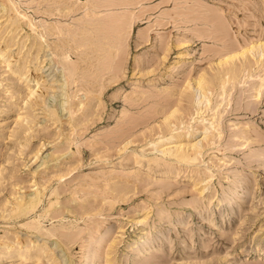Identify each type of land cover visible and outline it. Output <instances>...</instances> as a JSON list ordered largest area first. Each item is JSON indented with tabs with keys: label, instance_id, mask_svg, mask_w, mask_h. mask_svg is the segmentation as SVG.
I'll use <instances>...</instances> for the list:
<instances>
[{
	"label": "rangeland",
	"instance_id": "obj_1",
	"mask_svg": "<svg viewBox=\"0 0 264 264\" xmlns=\"http://www.w3.org/2000/svg\"><path fill=\"white\" fill-rule=\"evenodd\" d=\"M0 264H264V0H0Z\"/></svg>",
	"mask_w": 264,
	"mask_h": 264
},
{
	"label": "bare ground",
	"instance_id": "obj_2",
	"mask_svg": "<svg viewBox=\"0 0 264 264\" xmlns=\"http://www.w3.org/2000/svg\"><path fill=\"white\" fill-rule=\"evenodd\" d=\"M195 89L198 91V92H200V91H202V81H198V82H196V85H195ZM196 146L195 145H193L192 146V149H194ZM178 149H180V148H178ZM162 155H166V154H169V150H162V152H160ZM174 157H175V159H183L184 158V156L183 155H181V154H178V152H176V154L174 155ZM34 199V198H33ZM31 200V201H30ZM29 200V202H27V201H25V202H27V204L26 205H29L30 206V208L31 207H35L34 206V203L36 204V202H34V200L32 201V199H30ZM19 205H23V206H21V208L22 209H24V205H25V203L24 204H19ZM29 206H27L28 208H29ZM26 207V206H25ZM29 208V209H30ZM21 209V210H22ZM26 210V209H25ZM28 211V210H27ZM21 212V211H20ZM26 212V211H25ZM22 213H23V210H22Z\"/></svg>",
	"mask_w": 264,
	"mask_h": 264
}]
</instances>
